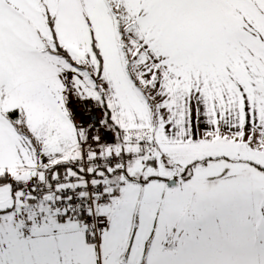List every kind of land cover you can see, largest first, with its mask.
<instances>
[{"label": "snow or ice", "instance_id": "6c2138e0", "mask_svg": "<svg viewBox=\"0 0 264 264\" xmlns=\"http://www.w3.org/2000/svg\"><path fill=\"white\" fill-rule=\"evenodd\" d=\"M0 264H264V0H0Z\"/></svg>", "mask_w": 264, "mask_h": 264}]
</instances>
